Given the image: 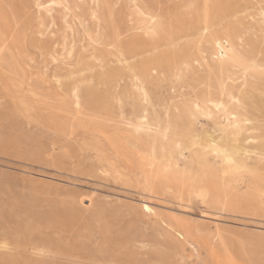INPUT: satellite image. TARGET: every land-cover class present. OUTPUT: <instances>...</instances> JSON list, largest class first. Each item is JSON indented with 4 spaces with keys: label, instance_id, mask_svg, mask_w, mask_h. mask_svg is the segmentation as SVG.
Returning <instances> with one entry per match:
<instances>
[{
    "label": "rangeland",
    "instance_id": "obj_1",
    "mask_svg": "<svg viewBox=\"0 0 264 264\" xmlns=\"http://www.w3.org/2000/svg\"><path fill=\"white\" fill-rule=\"evenodd\" d=\"M0 264H264V0H0Z\"/></svg>",
    "mask_w": 264,
    "mask_h": 264
},
{
    "label": "bare ground",
    "instance_id": "obj_2",
    "mask_svg": "<svg viewBox=\"0 0 264 264\" xmlns=\"http://www.w3.org/2000/svg\"><path fill=\"white\" fill-rule=\"evenodd\" d=\"M166 116V115H165ZM165 130V129H164ZM160 148V147H159ZM227 155V154H226ZM188 161V160H187ZM188 168V167H187ZM143 209L144 210H146V211H148V212H152V209L148 206V205H146V204H143Z\"/></svg>",
    "mask_w": 264,
    "mask_h": 264
}]
</instances>
